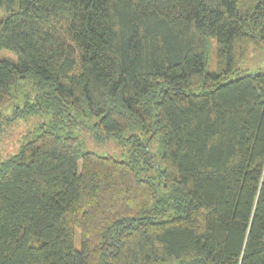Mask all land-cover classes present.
I'll list each match as a JSON object with an SVG mask.
<instances>
[{
  "label": "trees",
  "instance_id": "16d2710c",
  "mask_svg": "<svg viewBox=\"0 0 264 264\" xmlns=\"http://www.w3.org/2000/svg\"><path fill=\"white\" fill-rule=\"evenodd\" d=\"M250 50L264 0H0V264H264Z\"/></svg>",
  "mask_w": 264,
  "mask_h": 264
},
{
  "label": "rangeland",
  "instance_id": "374dc122",
  "mask_svg": "<svg viewBox=\"0 0 264 264\" xmlns=\"http://www.w3.org/2000/svg\"><path fill=\"white\" fill-rule=\"evenodd\" d=\"M213 50L214 49L209 50V55H208V65L210 68L214 66ZM243 67H245L249 71L264 69V54L260 53L259 51L250 50ZM21 129L23 130V132H25L24 128L22 127V125L20 126V124L12 128H9L8 132L6 131L5 135L3 134V137L0 142V147L2 149H4V147L6 148L9 147L8 145L11 144L14 141V139L16 140V138L19 136L17 132H19V130ZM2 154L4 155L3 151H2ZM74 245L76 247L79 246V233L77 231L75 232V235H74Z\"/></svg>",
  "mask_w": 264,
  "mask_h": 264
}]
</instances>
